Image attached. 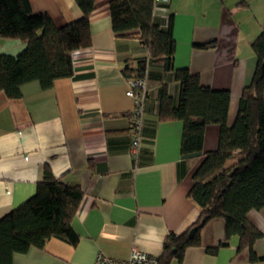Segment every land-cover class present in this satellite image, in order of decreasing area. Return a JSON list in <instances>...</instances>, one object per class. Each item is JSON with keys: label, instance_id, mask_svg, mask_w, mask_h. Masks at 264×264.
<instances>
[{"label": "crops", "instance_id": "crops-1", "mask_svg": "<svg viewBox=\"0 0 264 264\" xmlns=\"http://www.w3.org/2000/svg\"><path fill=\"white\" fill-rule=\"evenodd\" d=\"M110 1L95 0L91 46L72 54L71 77L56 80L47 90L37 82L25 84L18 99L0 93V219L35 194L45 165L55 179L79 186L83 194L72 221L78 236L74 246L53 238L43 249L15 254L12 264H94L98 254L125 260L133 249L158 258L167 234L184 233L198 219L188 192L201 159L182 158L180 122L158 121L161 86L175 100L179 87L172 73L152 63L146 75L141 150L135 163L130 156L133 101L126 96L121 69L146 59L147 51L137 37L114 34ZM236 1L169 0L166 12L154 18L162 28L172 18L176 69L187 68L203 86L230 93L228 125L256 62L240 43L246 36L242 26L251 21L245 13H255L248 0ZM28 2L33 13H46L58 28L81 16L74 0ZM210 42L214 48H197ZM22 48L17 41H0L2 53L14 55ZM218 136V126L206 128L204 152L217 147ZM247 218L263 235L253 246L262 258L264 208L250 211ZM221 243L226 245L218 247ZM238 244L237 237H226L224 221L214 219L200 230V245L170 264H264L250 262L248 250ZM215 248L216 253L208 251Z\"/></svg>", "mask_w": 264, "mask_h": 264}, {"label": "trees", "instance_id": "trees-1", "mask_svg": "<svg viewBox=\"0 0 264 264\" xmlns=\"http://www.w3.org/2000/svg\"><path fill=\"white\" fill-rule=\"evenodd\" d=\"M74 2L81 16L58 28L46 13H33L28 0H0V41L23 44L17 54L0 52L1 94L18 99L25 84L37 82L47 90L56 80L72 76V54L91 46L89 22L95 7V0ZM108 10L114 34L137 37L147 51L146 59L126 63L121 69L127 81L146 82L145 92L134 91L142 97L141 145L148 94L146 75L152 63L172 73L179 87L175 100L167 86H161L158 121L180 122L182 158L201 159L188 192L199 210L198 219L186 232L166 235L158 264L181 262L187 248L200 245V230L214 219L224 221L226 237L238 238V247L248 250L250 262L264 261L253 251L254 243L263 235L247 218L250 211L264 208V30L251 42L255 68L242 90L235 119L228 125L230 93L205 87L199 75L174 67L172 18L164 28L156 24L154 0H111ZM214 45L210 42L197 48L212 49ZM132 101L130 150L135 120L140 117H136L139 105ZM210 125L219 127L218 143L214 150L204 152V134ZM140 150L141 146L131 157L134 163ZM43 178L30 199L0 219V264H12L15 254H24L31 248L43 249L53 238L72 246L77 243L72 221L83 198L82 190L55 179L48 165L44 166ZM194 228V236L188 238ZM217 249L208 251L216 253Z\"/></svg>", "mask_w": 264, "mask_h": 264}, {"label": "built area", "instance_id": "built-area-1", "mask_svg": "<svg viewBox=\"0 0 264 264\" xmlns=\"http://www.w3.org/2000/svg\"><path fill=\"white\" fill-rule=\"evenodd\" d=\"M155 1V13L166 12L169 0H154ZM128 89L126 91V96L134 99L135 105H139L136 110V117H139L142 113L141 110V96L137 95L139 91L145 92L146 82L144 80H130L127 81ZM136 91L137 93H135ZM141 116L135 120V126L132 132L133 135V145L130 150V156L133 158L137 155V152L141 146ZM94 264H158L157 257H153L146 253H143L137 249H133L130 255L125 260H115L104 256L103 254H98Z\"/></svg>", "mask_w": 264, "mask_h": 264}, {"label": "rangeland", "instance_id": "rangeland-1", "mask_svg": "<svg viewBox=\"0 0 264 264\" xmlns=\"http://www.w3.org/2000/svg\"><path fill=\"white\" fill-rule=\"evenodd\" d=\"M228 1L229 3H232V1L234 0H228ZM238 1L240 0H237L236 2ZM247 2L250 3V7H252L253 12L255 13V17L248 10H247L248 13H245V15H247V17H249L251 21L245 23V25L242 26V33L246 36L245 38H241L240 43H242L243 45V48L241 49L242 51L247 50L248 54L251 53L254 56L251 49V43L250 45H246V42L247 40H250L252 42L258 36L261 30L264 28V0H248ZM245 45L247 49L244 48Z\"/></svg>", "mask_w": 264, "mask_h": 264}, {"label": "water", "instance_id": "water-1", "mask_svg": "<svg viewBox=\"0 0 264 264\" xmlns=\"http://www.w3.org/2000/svg\"><path fill=\"white\" fill-rule=\"evenodd\" d=\"M196 229H192L189 234H188V238H192L194 236V233H195Z\"/></svg>", "mask_w": 264, "mask_h": 264}]
</instances>
